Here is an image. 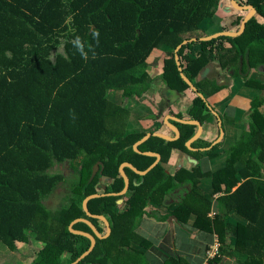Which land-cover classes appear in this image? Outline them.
<instances>
[{"label": "trees", "instance_id": "trees-1", "mask_svg": "<svg viewBox=\"0 0 264 264\" xmlns=\"http://www.w3.org/2000/svg\"><path fill=\"white\" fill-rule=\"evenodd\" d=\"M241 2L256 10L245 32L202 42L222 0H0L1 244L29 236L44 244L37 264H70L91 240L68 225L85 218L105 235L107 226L96 217L103 216L111 228L106 238L84 221L72 225L96 238L94 249L76 264H148L143 250L151 242L135 229L149 203L162 206L171 198V215L178 221L192 218L196 228L218 237L219 255L208 264H221L236 252L248 264H264V113L255 102L249 131L230 149L226 167L211 176L208 193H221L215 203L200 187L199 177L209 172L181 169L172 176L161 164L145 175L125 166L130 185L124 195L116 194L125 185L123 163L144 172L156 161L142 152L158 153L165 163L173 149L200 157L185 145L196 128L185 123H177L179 139L151 136L135 151L146 133H126V105L110 98L118 92L126 101L149 90L148 59L154 51H172L163 61L161 81L194 95L189 111L194 120L203 121L208 107L178 71L175 50L185 41L196 40L178 53L182 73L204 97L222 88L214 81L195 82L213 64L243 78L247 87H264L250 80L251 71L264 69V25L256 18L264 19V0ZM243 19L230 18L222 32H238ZM206 145L200 139L193 144ZM234 162L242 166L236 169ZM69 163L77 166V179L63 206L50 210L46 201L67 181L62 167ZM101 178L111 182L102 185ZM95 194L87 215L83 201ZM165 264L187 263L170 256Z\"/></svg>", "mask_w": 264, "mask_h": 264}, {"label": "crops", "instance_id": "crops-1", "mask_svg": "<svg viewBox=\"0 0 264 264\" xmlns=\"http://www.w3.org/2000/svg\"><path fill=\"white\" fill-rule=\"evenodd\" d=\"M238 13H242L237 14V16L242 15L243 18L246 17L244 13L247 15V12ZM256 18L261 25H264V19L258 16ZM229 19L226 23L224 22L223 28L231 24ZM220 28L221 31L217 33H214V28H210L208 34L212 36L221 33L222 26ZM156 59L157 57L153 56L148 59L147 72L152 80L149 90L140 97L133 96L125 101L129 112L126 133L145 132L146 135L148 133H162L169 137H175L176 134L168 123L177 126L178 122L173 121L174 119L194 120L189 116L194 95L189 90L178 92L166 86L161 81L164 73L163 62H158ZM214 65L206 68L195 82L205 81V76L210 74ZM222 73V77L214 76L208 79L221 86V90L211 96L209 95L207 98L200 92L207 107L208 105L211 107H208V111H204L206 117L203 121L194 120L202 126L201 134L197 140L200 139L201 142L207 144L197 148L193 146L197 140L192 143L191 146L195 148L193 151L199 153L198 156L200 157L191 156L180 149H173L168 162H162L160 158L157 163V165L161 164L166 173L172 176L181 169L188 171L199 169L205 173L209 172L210 176L199 177L200 187H203L206 195H209L214 203L221 193L215 195L208 193L212 190L213 178L211 176L226 167L228 159L231 157L230 149L238 144L243 135L249 131V111L253 106L252 104L255 102L260 105L259 108L264 113V87H247L243 78H234L225 72ZM250 80L264 84V69L251 71ZM118 96H120L118 92H115L112 96V99L117 103ZM169 116L173 118L172 121L168 119ZM166 119H168V123ZM194 126L196 127L194 135H196L199 127ZM221 130L223 134H221ZM234 163L236 169L242 166L238 162ZM239 178L240 184L243 179L240 176ZM108 181L111 182L109 179ZM187 186L184 184L182 187ZM171 204H175V201L171 198H167L162 206L149 203L144 216L135 229L139 235L151 242V247L143 250L147 263L165 264L168 257L180 256L187 264H208L206 251L216 243L220 245L218 237L196 228L193 225L194 220L192 218L187 223L178 221L171 215ZM214 213L212 211L211 215ZM164 217L167 218L161 220ZM228 237L229 234H227ZM222 261L221 264H248L247 257L239 252L234 253L231 258L224 257Z\"/></svg>", "mask_w": 264, "mask_h": 264}, {"label": "rangeland", "instance_id": "rangeland-1", "mask_svg": "<svg viewBox=\"0 0 264 264\" xmlns=\"http://www.w3.org/2000/svg\"><path fill=\"white\" fill-rule=\"evenodd\" d=\"M237 2L242 0H236ZM238 13L232 6L230 5L229 0H222L219 10L216 12L211 25L208 27L214 28V33L221 31L220 26L226 23L227 19L233 18L232 16H237ZM246 16V13H244ZM243 14V15H244ZM229 16V17H228ZM242 16V15H241ZM225 22V23H224ZM59 53L62 52V49L57 51ZM55 53L52 54V56ZM172 51H164V49H160L154 51L151 56L157 57L156 61L163 62L171 57ZM160 60V61H159ZM222 70L218 64H215L210 71V74L205 76V81L214 76L222 77ZM115 93V92H114ZM113 93V94H114ZM110 95V98H112ZM118 102H123L126 105V102L122 99L121 96H118ZM152 129V127H150ZM63 175L67 178V181L62 182L56 188V190L52 193V195L47 199L46 206L50 210L59 209L63 206L64 201L63 198L66 195H69V184L77 179L76 171L77 166L72 163H69L68 166L62 167ZM69 178V179H68ZM102 185L108 184L109 181L106 178H101L100 180ZM43 243L35 240L32 237L25 236L21 242L10 244L9 246H4L0 243V264H37L43 255ZM64 258V256H63Z\"/></svg>", "mask_w": 264, "mask_h": 264}, {"label": "water", "instance_id": "water-1", "mask_svg": "<svg viewBox=\"0 0 264 264\" xmlns=\"http://www.w3.org/2000/svg\"><path fill=\"white\" fill-rule=\"evenodd\" d=\"M230 4L232 6V8H234L236 11L238 12H247V15L246 17L244 18L242 24H241V27H240V30L238 32H221V33H218V34H214L212 36H209V37H206L204 39H201L202 42H209V41H212V40H215L217 38H220V37H232V38H236V37H239L241 36L244 32H245V29H246V25L247 23L255 16L256 14V10L254 7L252 6H243V5H239L237 3L236 0H230ZM196 40H191V41H185L182 45H180L176 50H175V61H176V64H177V67H178V71L180 72V76L182 78V80L184 82H186L190 87L191 89L197 93V95L199 97H201L202 99H204L203 95L198 92V90L196 89L195 85L188 80V78L182 73V69L180 67V62H179V57H178V53L179 51L181 50V48L186 45L188 42H194ZM209 108H211L209 105H208ZM217 115V114H216ZM169 120L172 121L173 118H171L170 116L168 117ZM168 119H166V122L168 123ZM173 121L175 122H178V123H185V124H191V125H197L199 127V131L196 135H194L190 140L187 141L186 143V146L188 147V149L190 150H195V148H193L191 145L193 142H195L198 137L200 136L201 134V131H202V126L201 124L198 122V121H194V120H181V119H174ZM168 125L171 126V128L173 129V131L175 132L176 136L175 137H169V136H166V135H163L162 133H148L145 137H143L140 141H138L137 143L134 144V149L135 151H138V146L141 145L143 142H145L148 138H150L151 136H155V137H159V138H162L164 140H167V141H173V140H177L179 137H180V131L179 129L177 128V126L171 124L170 122L168 123ZM221 134H223V131L221 130ZM144 155H148V156H152V157H156V161L144 172H141L139 171L136 167H134L132 164L130 163H123L121 166H120V171L123 175V178H124V188L121 192L119 193H116L117 195H124L125 193H127L128 191V188H129V185H130V180H129V177L127 176V174L125 173V170H124V167L125 166H128V167H131L135 172L139 173V174H142V175H145L146 173H148L151 169H153L157 163L159 162L161 156L160 154L158 153H154V152H142ZM115 194V193H114ZM99 195L98 194H95V195H91L89 197H87L84 201H83V209L85 211V213L87 215H91L89 210H88V201L91 199V198H95V197H98ZM96 217H99L100 220H102L106 226H107V232L105 235H101L95 228V226L90 222L88 221L87 219L85 218H79V219H75L73 220L69 225H68V230L74 234H80V235H85L87 237L90 238L91 240V245L89 247V249L84 252L80 257H78L74 262L70 263V264H76L78 261H81L83 258H85L95 247L96 245V238L95 236L89 234V233H86V232H82V231H79V230H74L72 229V225L74 223H77L79 221H84L86 223H88L92 229L94 230L96 236L98 238H106L110 235L111 233V228H110V225L108 223V221L103 217V216H96Z\"/></svg>", "mask_w": 264, "mask_h": 264}, {"label": "built area", "instance_id": "built-area-1", "mask_svg": "<svg viewBox=\"0 0 264 264\" xmlns=\"http://www.w3.org/2000/svg\"><path fill=\"white\" fill-rule=\"evenodd\" d=\"M214 215V214H212ZM219 250H220V245L219 243H216L215 245L211 246L207 251H206V256L207 259H213L214 257L219 255Z\"/></svg>", "mask_w": 264, "mask_h": 264}, {"label": "clouds", "instance_id": "clouds-1", "mask_svg": "<svg viewBox=\"0 0 264 264\" xmlns=\"http://www.w3.org/2000/svg\"><path fill=\"white\" fill-rule=\"evenodd\" d=\"M94 36L98 37L99 36V33L98 32H95L94 33ZM75 43H76L77 47H82V45L80 44L79 39H77V41Z\"/></svg>", "mask_w": 264, "mask_h": 264}, {"label": "flooded vegetation", "instance_id": "flooded-vegetation-1", "mask_svg": "<svg viewBox=\"0 0 264 264\" xmlns=\"http://www.w3.org/2000/svg\"><path fill=\"white\" fill-rule=\"evenodd\" d=\"M230 2V0H229ZM239 5H243L241 1L237 2ZM231 5V4H230ZM243 6H246V5H243Z\"/></svg>", "mask_w": 264, "mask_h": 264}]
</instances>
